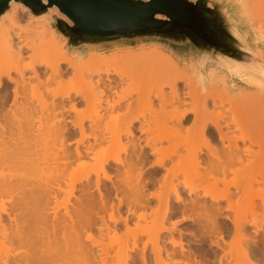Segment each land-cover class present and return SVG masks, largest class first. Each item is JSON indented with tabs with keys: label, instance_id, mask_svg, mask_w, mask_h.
<instances>
[{
	"label": "bare ground",
	"instance_id": "obj_1",
	"mask_svg": "<svg viewBox=\"0 0 264 264\" xmlns=\"http://www.w3.org/2000/svg\"><path fill=\"white\" fill-rule=\"evenodd\" d=\"M225 3L260 61L221 58L209 71L157 48L67 49L26 65L39 49L19 25L44 23L66 49L48 27L68 17L11 1L0 18V264H264V0ZM84 106L91 116L76 119ZM148 219L152 257L133 253L140 236L114 254L100 241Z\"/></svg>",
	"mask_w": 264,
	"mask_h": 264
},
{
	"label": "water",
	"instance_id": "obj_2",
	"mask_svg": "<svg viewBox=\"0 0 264 264\" xmlns=\"http://www.w3.org/2000/svg\"><path fill=\"white\" fill-rule=\"evenodd\" d=\"M13 0H0V18ZM42 15L56 6L68 17L52 23L68 50L101 49L141 41H159L191 49L208 65L230 58L259 60L235 31L225 0H14ZM193 3L195 6L193 7ZM260 61V60H259Z\"/></svg>",
	"mask_w": 264,
	"mask_h": 264
},
{
	"label": "rangeland",
	"instance_id": "obj_3",
	"mask_svg": "<svg viewBox=\"0 0 264 264\" xmlns=\"http://www.w3.org/2000/svg\"><path fill=\"white\" fill-rule=\"evenodd\" d=\"M192 1H194V0H192ZM55 17L56 16H54L53 17V20L51 21V25L48 27L50 30H53L54 28H53V26H52V23H54L55 22ZM60 18H62V17H60ZM63 19V18H62ZM64 20V19H63ZM67 20H68V24H72L71 23V21L67 18ZM65 21V20H64ZM29 21L28 22H22L19 26L21 27V28H24V29H27V35H28V37H29V39L31 40V41H33V42H35V45H37L38 46V53L32 58H30V55L29 56H26V58H24V60H23V63L24 64H26V65H30L31 64V62L33 63V61L34 60H41L42 61V64L44 63V62H46V63H55L56 61H58V59H60V56H61V50H67V42H68V40H67V38L64 36V35H62V34H58L57 32H56V30H53L54 32H55V36H57L56 37V39H55V41H59V44L61 45V46H65L66 45V49H54V48H52V47H54L53 46V43H54V40L52 39L53 38V36H52V34H50V32H47V31H45V25H44V23H37V24H31V25H33L32 26V28H29ZM7 25H9V24H7ZM32 31H31V30ZM142 48H145V49H154V48H157V49H160V50H162L163 52H167V53H170V54H172L176 59H178L179 61H182L183 63H189V64H196V59H197V56H196V54L191 50V49H178V48H175V47H173V46H171V45H169V44H167V43H164V42H159V41H141V42H137V43H132V44H123V45H115V46H109V47H105V48H101V49H82V50H72L71 52L72 53H75V54H80V55H82L83 57H85V56H87L88 54H90V52H92V51H98V52H103V53H107V54H110V53H113V52H115V50L116 51H122V50H133V51H136V50H140V49H142ZM67 51H70V50H67ZM25 61V62H24ZM23 64V65H24ZM197 64H198V62H197ZM230 65H233V63L232 64H230ZM67 65L66 64H62V67H66ZM232 67V66H231ZM40 68V70L41 71H44L45 70V66H41V67H39ZM119 68H121V70L123 69V67L122 66H119ZM204 68L206 69V70H209V71H211V70H215L216 68H220V67H218L217 65H216V63H210V64H208V65H204ZM237 68H239V67H232V70H237ZM225 71L227 72L228 70L227 69H225ZM242 75V74H241ZM241 75H239V77L241 76ZM233 76H235V75H233ZM237 77H238V75H236ZM235 76V77H236ZM244 76V75H243ZM113 77H115V75L113 76ZM236 77V78H237ZM238 77V78H239ZM70 81V79L69 80H64V82L66 83V82H69ZM71 82V81H70ZM137 82V81H136ZM135 82V84H138V83H140L139 81H138V83H136ZM67 84V83H66ZM66 84H64L63 86L64 87H66L68 84H70V85H68V87L70 86V88L72 87V88H74L77 84H76V82L75 83H68L67 85ZM140 85V84H139ZM133 86V85H132ZM131 86V87H132ZM137 86V85H136ZM135 86V87H136ZM61 87V86H60ZM59 87V88H60ZM64 87H61V88H64ZM77 87V86H76ZM134 87V88H135ZM140 88H142V86L140 85ZM42 89V88H41ZM136 89V88H135ZM165 90L168 92L169 91V88L168 87H166L165 88ZM136 97V96H135ZM91 114H92V112H91V110H89L88 108H86L85 106L83 107V108H81L80 109V112H79V114L76 116V119H87L89 116H91ZM72 148H74L73 146H71ZM88 163V162H87ZM89 166H92L93 165V163H91V161H89ZM126 209V208H125ZM151 217H153V216H151ZM176 218V219H175ZM152 219V218H151ZM180 219V217H174V218H171V220H170V222L172 223V222H175V221H177V220H179ZM173 220V221H172ZM150 221H151V223H150ZM145 222V223H144ZM152 220H150V219H148V221L146 220V221H141V227H140V223H139V225L138 226H134L133 225V229H132V231L130 232V234L129 233H127L126 234V232H125V230H123L124 229V227H120L121 228V230L117 233V234H115V236L114 235H112V236H104L102 239H100V241H101V243L104 241V243L107 245V246H105V244L104 243H102V244H104L103 246H105L108 250H110L113 254L116 252V251H118V249L120 250V249H122V250H125V248H126V246L125 245H127L128 243V245L127 246H129L130 247V244H131V247H133L132 246V242H134V239L135 238H137V237H139V238H137L138 240V247H136L135 249H134V251L136 250V252H133L135 255H136V253H139L142 249L144 250L145 249V251H147V253L152 257V255L150 254L151 252H152V242H148L149 241V238H150V241H152V236H153V234H154V232H155V230L154 229H156V226H154L153 224H152ZM169 221H167V223H168ZM148 225H147V224ZM150 223V224H149ZM166 223V224H167ZM144 224V225H143ZM168 225V224H167ZM194 225H196V228H197V226H199L200 227V224H194ZM194 225L192 226V224H190V225H187V224H179L178 225V228H180L181 230H187V232H194V230H196V228H194ZM147 226V227H146ZM152 226H153V228H152ZM189 226V227H188ZM191 226V227H190ZM137 227H139L140 229H138L137 230ZM142 227H145V228H142ZM148 227H150V228H152V230L151 229H149ZM186 227H187V229H186ZM254 226H251V227H249V229L251 230H249L250 231V234L252 235L253 233V231L252 230H254L255 229V227L253 228ZM123 228V229H122ZM136 228V229H135ZM143 229V233H141V232H139V230H142ZM191 228V229H190ZM194 230H193V229ZM146 231H145V230ZM190 229V230H189ZM137 231V232H135V231ZM151 230V232H148V231H150ZM189 230V231H188ZM145 231V232H144ZM154 231V232H153ZM196 232V231H195ZM134 233V234H133ZM150 233H152V234H150ZM264 233V232H263ZM132 234H133V236H132ZM148 234V235H147ZM152 235V236H151ZM254 235V234H253ZM137 236V237H136ZM148 236V237H147ZM106 237V238H105ZM128 237V239H126ZM131 237V238H130ZM142 237V238H141ZM146 237V238H145ZM260 237V236H259ZM190 238V239H189ZM193 237L192 236H190V237H187L185 240L186 241H188V239L189 240H193L194 241V239H192ZM261 238V237H260ZM125 239V240H124ZM130 239V240H129ZM168 240H170V238H167ZM167 239L165 238V243H166V245L168 246V247H171V245L169 244V242H167ZM135 241H136V239H135ZM193 241L192 242H188L189 243V245L187 246V248L190 246V245H192V250H194L196 247V245L195 246H193ZM145 242V243H144ZM125 243H127V244H125ZM135 243V242H134ZM140 243V244H139ZM147 243V244H146ZM190 243H192V244H190ZM123 244V245H122ZM144 244L148 247H146V246H144ZM134 245V244H133ZM151 245V246H150ZM170 245V246H169ZM140 246V247H139ZM120 247V248H119ZM125 247V248H124ZM167 247V248H168ZM138 248V249H137ZM190 248V249H191ZM147 249V250H146ZM178 249V248H177ZM126 250H128L127 248H126ZM151 251V252H150ZM164 259L163 260H165L167 263L168 262H170L169 260H167V258H165V257H163ZM164 261V262H165ZM165 262V263H166ZM154 264V263H153Z\"/></svg>",
	"mask_w": 264,
	"mask_h": 264
},
{
	"label": "snow or ice",
	"instance_id": "obj_4",
	"mask_svg": "<svg viewBox=\"0 0 264 264\" xmlns=\"http://www.w3.org/2000/svg\"><path fill=\"white\" fill-rule=\"evenodd\" d=\"M193 7L195 6V4L193 3V5H192Z\"/></svg>",
	"mask_w": 264,
	"mask_h": 264
}]
</instances>
